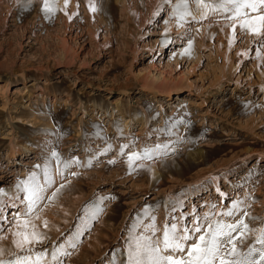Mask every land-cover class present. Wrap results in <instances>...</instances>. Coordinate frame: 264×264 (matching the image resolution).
I'll return each mask as SVG.
<instances>
[{"label": "rangeland", "instance_id": "1", "mask_svg": "<svg viewBox=\"0 0 264 264\" xmlns=\"http://www.w3.org/2000/svg\"><path fill=\"white\" fill-rule=\"evenodd\" d=\"M43 3L0 0V262L127 264L237 220L260 248L264 29L221 0Z\"/></svg>", "mask_w": 264, "mask_h": 264}, {"label": "snow or ice", "instance_id": "2", "mask_svg": "<svg viewBox=\"0 0 264 264\" xmlns=\"http://www.w3.org/2000/svg\"><path fill=\"white\" fill-rule=\"evenodd\" d=\"M69 0H65L67 6ZM185 5V12L181 15H190L187 11L186 0H181ZM198 5L208 8L209 5L204 3V0H197ZM52 4L54 0H44L43 11L45 13L53 11ZM231 5V9L227 7ZM222 8L225 11L231 10L234 15L229 17L236 20L241 16L245 17L241 27L247 28L249 31L260 34L264 29V12L256 16H249L243 12L244 9H250L252 12H258L260 8H264V0H221L219 5L213 6ZM180 8V5H177ZM94 10V9H93ZM55 156L56 153H53ZM137 154L133 153L128 157L129 162L136 158ZM113 161H110L112 163ZM48 183H51L49 180ZM43 189L39 185H35L30 189L29 210L34 199L40 198V192ZM226 216H232L231 211L224 213ZM241 226L247 229V224L242 220H237L234 223L216 222L215 225L208 224L207 231H202V228L197 224L191 233L185 227L182 231L178 230L175 224L170 228H166L163 232L162 244L154 242L151 238H143L137 240L134 251L128 255L127 264H264V235L257 238V243L260 248L253 246L248 247L246 253H241L237 250V236L240 235ZM198 234V235H193ZM233 233L237 235L234 236ZM27 242V237H25ZM243 243V240L239 241ZM230 245V248H226ZM55 259V256H53ZM3 264V262H0Z\"/></svg>", "mask_w": 264, "mask_h": 264}, {"label": "bare ground", "instance_id": "3", "mask_svg": "<svg viewBox=\"0 0 264 264\" xmlns=\"http://www.w3.org/2000/svg\"><path fill=\"white\" fill-rule=\"evenodd\" d=\"M251 13V12H250ZM249 14V13H248ZM252 14V13H251ZM250 32V31H249ZM256 34V33H255Z\"/></svg>", "mask_w": 264, "mask_h": 264}]
</instances>
